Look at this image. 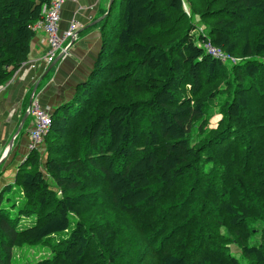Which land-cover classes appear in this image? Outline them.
Returning <instances> with one entry per match:
<instances>
[{
  "label": "trees",
  "instance_id": "1",
  "mask_svg": "<svg viewBox=\"0 0 264 264\" xmlns=\"http://www.w3.org/2000/svg\"><path fill=\"white\" fill-rule=\"evenodd\" d=\"M49 1L0 0V85ZM100 36L0 191V264H264V0H113Z\"/></svg>",
  "mask_w": 264,
  "mask_h": 264
},
{
  "label": "crops",
  "instance_id": "2",
  "mask_svg": "<svg viewBox=\"0 0 264 264\" xmlns=\"http://www.w3.org/2000/svg\"><path fill=\"white\" fill-rule=\"evenodd\" d=\"M108 2L65 0L60 12L59 34L72 22L79 24L67 53L50 68L52 62L43 61L48 49L46 34L37 27L29 58L0 85V191L7 185L15 187L17 167L30 150L34 118L31 113L27 114V108L31 96L34 94L33 100L50 114L72 99L77 84L86 79L99 52L100 17L105 15ZM36 148L43 150L42 142Z\"/></svg>",
  "mask_w": 264,
  "mask_h": 264
},
{
  "label": "built area",
  "instance_id": "3",
  "mask_svg": "<svg viewBox=\"0 0 264 264\" xmlns=\"http://www.w3.org/2000/svg\"><path fill=\"white\" fill-rule=\"evenodd\" d=\"M65 0H50L48 4L43 5V18L37 21L34 28L40 27L46 34L48 42V49L43 56V61L47 63L53 62L58 54L65 55L75 40L79 24L72 22L68 29L64 30L61 34L58 32V25L60 21V12L62 4ZM207 51L225 61H234L233 57L225 54L218 48L206 44ZM30 113L33 115L34 127L30 131V144L29 147L34 148L36 144L42 142L43 136L48 130L50 125V113L43 110L36 101H32Z\"/></svg>",
  "mask_w": 264,
  "mask_h": 264
},
{
  "label": "rangeland",
  "instance_id": "4",
  "mask_svg": "<svg viewBox=\"0 0 264 264\" xmlns=\"http://www.w3.org/2000/svg\"><path fill=\"white\" fill-rule=\"evenodd\" d=\"M196 25L199 26L200 25L199 22H196ZM218 118H219L218 114L214 115L211 119V125H214ZM14 188H17V191L16 192L14 191L10 196H8L13 199L11 202H15V200L19 197L18 195L19 188L16 186ZM5 201H7V196H5ZM10 210H11V214L15 215L17 208L11 207ZM33 219H34L33 215L22 216L19 221V227L23 228L30 225ZM67 236H68V232H59L53 236L52 241L53 242L58 241L59 239L65 238ZM50 254H51V248L48 245L41 243L15 246L13 248L12 264H24L27 262H34L39 259L46 258L50 256Z\"/></svg>",
  "mask_w": 264,
  "mask_h": 264
},
{
  "label": "water",
  "instance_id": "5",
  "mask_svg": "<svg viewBox=\"0 0 264 264\" xmlns=\"http://www.w3.org/2000/svg\"><path fill=\"white\" fill-rule=\"evenodd\" d=\"M113 3V0H109V2H108V5H107V10H106V12H105V15L109 12V10H110V7H111V4ZM105 15H103V16H101L100 17V19H103L104 17H105ZM61 56H62V53L61 54H58L57 56H56V58L53 60V62L51 63V66H50V68L61 58ZM34 95V94H33ZM33 95L31 96V99H30V104H29V106H28V108H27V114H29L30 113V107H31V103H32V101H33ZM26 114V115H27ZM25 115V116H26ZM9 149V148H8ZM9 152V150L7 151V153Z\"/></svg>",
  "mask_w": 264,
  "mask_h": 264
}]
</instances>
